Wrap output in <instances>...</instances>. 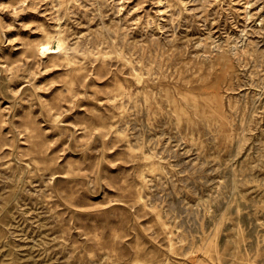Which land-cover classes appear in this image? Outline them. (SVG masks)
Masks as SVG:
<instances>
[{"label":"rangeland","instance_id":"374dc122","mask_svg":"<svg viewBox=\"0 0 264 264\" xmlns=\"http://www.w3.org/2000/svg\"><path fill=\"white\" fill-rule=\"evenodd\" d=\"M0 264H264V0H0Z\"/></svg>","mask_w":264,"mask_h":264},{"label":"bare ground","instance_id":"6f19581e","mask_svg":"<svg viewBox=\"0 0 264 264\" xmlns=\"http://www.w3.org/2000/svg\"><path fill=\"white\" fill-rule=\"evenodd\" d=\"M63 36L64 35H61V34H58L57 36H54V37L46 36L45 39L38 41V43L35 44L37 53L39 55L46 56L47 58L52 59V60H59L61 58H69V55L71 51H73V48H71L67 44L66 39Z\"/></svg>","mask_w":264,"mask_h":264}]
</instances>
